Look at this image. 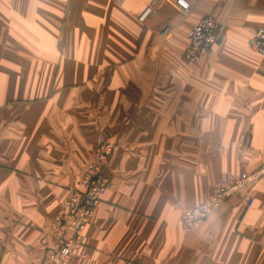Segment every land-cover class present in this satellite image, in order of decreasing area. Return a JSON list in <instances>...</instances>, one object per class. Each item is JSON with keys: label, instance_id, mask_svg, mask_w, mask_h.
I'll return each mask as SVG.
<instances>
[{"label": "crops", "instance_id": "obj_1", "mask_svg": "<svg viewBox=\"0 0 264 264\" xmlns=\"http://www.w3.org/2000/svg\"><path fill=\"white\" fill-rule=\"evenodd\" d=\"M151 0H0V264L27 250L103 135L111 187L68 264H264V177L180 230L224 174L264 166V57L248 47L264 0H200L182 17ZM213 15L197 64L186 33Z\"/></svg>", "mask_w": 264, "mask_h": 264}, {"label": "built area", "instance_id": "obj_2", "mask_svg": "<svg viewBox=\"0 0 264 264\" xmlns=\"http://www.w3.org/2000/svg\"><path fill=\"white\" fill-rule=\"evenodd\" d=\"M200 0H151L138 16L144 22L156 14L160 3L172 5L182 17H186ZM219 26L213 15H206L188 29L187 47L183 58L187 64L201 63L218 42ZM249 49L264 57V28L258 29L248 41ZM114 145L103 135L98 138L97 147L90 161L79 177L76 187L70 189L62 203V214L55 216L42 229L28 254L34 256L37 264H68L75 246L81 240L85 226L92 219L102 198L110 189L109 180L103 175ZM264 177V166L249 173H224L216 182L209 198L198 206L183 213L180 222L182 233L201 227L207 217L218 211L232 196H240L247 208L254 203L250 187Z\"/></svg>", "mask_w": 264, "mask_h": 264}]
</instances>
